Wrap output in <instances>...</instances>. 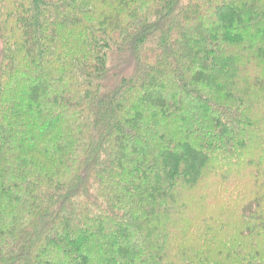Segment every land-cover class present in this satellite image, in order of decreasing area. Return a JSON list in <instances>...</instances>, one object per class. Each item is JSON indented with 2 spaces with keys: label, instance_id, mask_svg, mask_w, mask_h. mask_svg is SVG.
<instances>
[{
  "label": "trees",
  "instance_id": "trees-1",
  "mask_svg": "<svg viewBox=\"0 0 264 264\" xmlns=\"http://www.w3.org/2000/svg\"><path fill=\"white\" fill-rule=\"evenodd\" d=\"M0 264H264V0H0Z\"/></svg>",
  "mask_w": 264,
  "mask_h": 264
}]
</instances>
